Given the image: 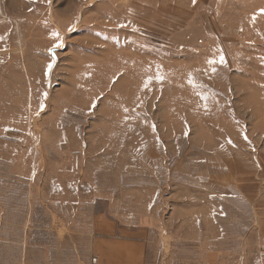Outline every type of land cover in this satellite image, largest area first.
Returning <instances> with one entry per match:
<instances>
[{
  "label": "rangeland",
  "instance_id": "1",
  "mask_svg": "<svg viewBox=\"0 0 264 264\" xmlns=\"http://www.w3.org/2000/svg\"><path fill=\"white\" fill-rule=\"evenodd\" d=\"M262 211L264 0H0V263L98 212L256 264Z\"/></svg>",
  "mask_w": 264,
  "mask_h": 264
},
{
  "label": "crops",
  "instance_id": "2",
  "mask_svg": "<svg viewBox=\"0 0 264 264\" xmlns=\"http://www.w3.org/2000/svg\"><path fill=\"white\" fill-rule=\"evenodd\" d=\"M262 226L256 230L255 243L259 249L264 245V213ZM91 222L69 224L65 230L40 229L25 246L22 258L13 264H145L142 242H136L134 234L109 220L102 213L94 212ZM33 235V234H32ZM258 249V250H259ZM258 252V251H257ZM207 264H246L237 258L235 263L220 256L208 257ZM3 264V263H0Z\"/></svg>",
  "mask_w": 264,
  "mask_h": 264
},
{
  "label": "built area",
  "instance_id": "3",
  "mask_svg": "<svg viewBox=\"0 0 264 264\" xmlns=\"http://www.w3.org/2000/svg\"><path fill=\"white\" fill-rule=\"evenodd\" d=\"M92 262L93 264H98V259L94 258ZM256 264H264V245L257 252Z\"/></svg>",
  "mask_w": 264,
  "mask_h": 264
}]
</instances>
